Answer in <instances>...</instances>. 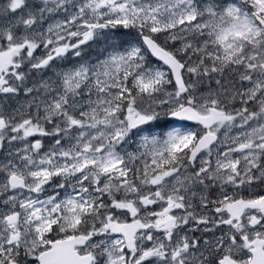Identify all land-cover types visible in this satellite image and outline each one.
<instances>
[{
    "label": "snow or ice",
    "instance_id": "6c2138e0",
    "mask_svg": "<svg viewBox=\"0 0 264 264\" xmlns=\"http://www.w3.org/2000/svg\"><path fill=\"white\" fill-rule=\"evenodd\" d=\"M0 264H264V0H0Z\"/></svg>",
    "mask_w": 264,
    "mask_h": 264
}]
</instances>
